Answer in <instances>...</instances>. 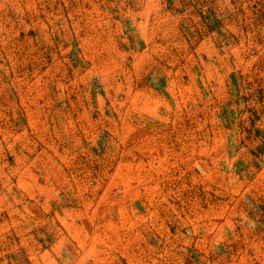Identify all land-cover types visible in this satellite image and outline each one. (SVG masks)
<instances>
[{
  "label": "rangeland",
  "instance_id": "obj_1",
  "mask_svg": "<svg viewBox=\"0 0 264 264\" xmlns=\"http://www.w3.org/2000/svg\"><path fill=\"white\" fill-rule=\"evenodd\" d=\"M220 157L264 166V0H0V264H264L195 248Z\"/></svg>",
  "mask_w": 264,
  "mask_h": 264
},
{
  "label": "crops",
  "instance_id": "obj_2",
  "mask_svg": "<svg viewBox=\"0 0 264 264\" xmlns=\"http://www.w3.org/2000/svg\"><path fill=\"white\" fill-rule=\"evenodd\" d=\"M162 74L163 73H159V76L162 77ZM154 89L155 88H153V90ZM222 159L223 158L221 157L214 159L216 164L213 167L209 166V169H207V176L209 179L204 185L206 188L207 186H209V188H213V186L216 187L215 185H220L221 188H223L222 186H225V191L232 198L234 197V193H242V207H244V210L240 211V217L237 214L236 217H231L233 223H237L239 221L242 222V226L239 228L240 232H242V236L231 237L229 232L236 231V226L233 224L230 229V225H228L232 224L230 223V219H226V221L223 222V225H221L226 226V230H224V227L219 228V221L213 219V217H216L217 214V210L214 208L216 206L210 204L209 208H206L205 212L207 221L204 223L206 226L201 228L196 226V228H194L195 231L202 230L203 232L200 236L201 242H195V248L197 249L198 247L200 251H202L206 242L209 241L211 242V248L207 249L204 247L206 249L205 254H217L219 253L218 250H227L228 248H232V253L235 250V253L241 252L242 255L250 254V252H252L257 257L263 256L264 230H260V227H263L264 225V166L259 169H248L246 171L249 165L248 163L245 168L247 173L244 171L234 173L232 170L233 167L228 168L226 165L221 164ZM231 160L232 158H226V162ZM219 182L220 184L218 185L217 183ZM235 182L238 183L236 186ZM240 182L241 185L239 184ZM197 186L199 188L202 187V180L197 184ZM222 202L223 205H221V209L227 206L228 200L226 199V201ZM219 234L222 235L219 236ZM184 238L186 237L184 236ZM263 262L264 258H259L258 263Z\"/></svg>",
  "mask_w": 264,
  "mask_h": 264
}]
</instances>
